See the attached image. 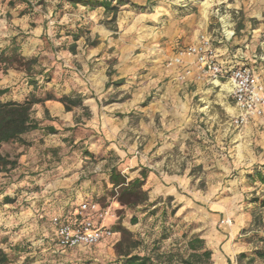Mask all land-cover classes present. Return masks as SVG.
<instances>
[{
	"label": "rangeland",
	"instance_id": "rangeland-1",
	"mask_svg": "<svg viewBox=\"0 0 264 264\" xmlns=\"http://www.w3.org/2000/svg\"><path fill=\"white\" fill-rule=\"evenodd\" d=\"M4 1L10 8H14L17 3L35 14H49L57 6L64 12H73L77 7L64 0ZM154 2L124 0L125 5L120 8L116 21L112 23L109 22L111 15L106 14L103 22L113 32L109 49L105 47L91 60H105L111 68L118 64L122 55L128 57V64L138 62L140 68L130 73L123 83H116L119 86L113 88L122 85L128 87L124 98L146 88V93L138 102L137 111L140 115H129V121L134 125L152 127L162 133L163 138L160 140L168 144L158 145L156 151H162L161 159H150L149 162L158 177H161L162 172L171 175L178 169L181 174L187 171L189 185L185 191H180L191 197L195 206L179 209L169 197H154V187L149 188L146 180L141 191L148 193V200L142 202L143 196L140 195L138 205L123 207L118 202L120 190L114 189L109 179L111 170L119 169V161L114 158L18 160L17 168L8 175H0V247L9 254L12 264H122L124 257L120 253L127 251H131L132 255L150 258L152 264H181V259L190 254L188 242L191 239L203 235L210 237L211 228L207 231L205 228L211 226V217L207 214L211 203L227 197L235 200L233 192L228 190L209 195L210 188L212 190L221 183L229 188L236 183V187L243 193L239 213L223 212L217 225L219 231L224 221L232 220L234 223L241 213L247 218L236 239V243L241 244L244 250L236 255L234 263L264 264V258L257 255V252L264 251V208L261 207V202L264 201V184L253 178L258 172L264 175V114L238 126L235 121L240 112L232 95L231 84L224 79L220 82L221 86L211 90L209 112L191 111L187 117L180 118L169 113L160 115L156 111L160 105V96L170 93L173 86L167 84L169 78L161 83L155 81L158 79L155 71L160 67L169 71L181 68L182 66H168L171 59L165 57L167 50L172 48L176 56L180 50L193 43L184 41L185 38L169 41L168 37H162L154 30V25L159 22L149 18L156 11H164L166 8L168 12L181 17L195 15L200 30L201 24L206 20V36L212 40L214 47L228 49L224 56L230 55L235 62L238 61L235 68H249L256 84L263 87V94L264 61L255 63L252 56L264 57V32L258 35L252 32L260 23L248 17L252 7L249 4L246 7L242 5V2L250 3V0H169L164 5ZM79 7L84 6L78 5ZM88 9L90 8L86 7L84 12H88ZM7 19L10 23L9 14ZM24 40L25 37L22 38ZM94 41L96 38L94 39L90 26H87L77 42L80 45L86 42L91 47ZM73 43L71 35L68 38L61 35L46 39L42 50L44 56L39 57V61L55 70L56 67L53 66H60L65 60L61 53L68 51ZM74 60V65H78L77 59ZM255 67H260V71ZM148 73H151V77L143 79ZM140 76L142 79L139 81ZM183 77L180 76L181 79ZM200 77L207 82L205 89H211V84H217L207 74L200 72ZM52 78L50 75L46 83H53ZM15 90L18 91V88ZM117 98L116 95L115 99ZM219 102L225 110L218 105ZM196 105H202V102L197 101ZM88 121L90 116L84 111L81 117L73 121L74 125L79 124L74 130L78 131V126L82 127L81 124H87ZM120 122L123 123V117ZM177 126L183 128L181 133L176 132ZM78 136L83 138L85 133L80 132ZM19 149L18 146L11 145L3 151L10 152L16 159L27 151V147L23 153ZM138 151H143V146H139ZM134 174L130 171L129 179ZM6 197L13 199V202L5 203ZM86 201H93L101 207L105 213L102 223L114 232V236L91 248L61 250L53 246L51 250H45L43 240L53 237L54 221L64 222ZM134 217L138 219L136 224L131 222ZM95 218L98 219V216L95 215ZM118 228L129 232L130 236L116 231ZM15 237L25 240L21 249H15L18 240V243L11 242ZM134 242L138 244L137 248H132ZM205 247L208 249L206 244ZM57 250L59 252L56 253ZM61 251L65 252L60 253ZM30 253L33 257L26 256ZM242 254L245 255L244 258H241ZM211 264H214L212 259Z\"/></svg>",
	"mask_w": 264,
	"mask_h": 264
},
{
	"label": "crops",
	"instance_id": "crops-1",
	"mask_svg": "<svg viewBox=\"0 0 264 264\" xmlns=\"http://www.w3.org/2000/svg\"><path fill=\"white\" fill-rule=\"evenodd\" d=\"M153 1L158 5H164L169 0H132V2L139 3H153ZM248 4L252 7L248 17L260 23L259 27L252 29V32L258 35L264 32V0L242 2L245 7ZM20 7L16 3L14 8H10L4 0H0V52L9 46L13 39H17L21 43L24 57L42 58L46 39L50 40L61 35L68 38V33H74L77 30L84 33L87 26H90L94 39L96 38L98 41V45L91 47H88L86 42L84 45L77 42L78 47L75 54L63 49L61 54L65 60L60 66L55 64L53 66L56 67L55 70L42 64L43 76L40 77L37 88L29 85L24 72L9 71L2 77L0 87L10 90L3 97L4 102L22 103L32 95L44 100L43 103L35 105L33 109L34 117L40 122V130L22 137L29 145L20 147L21 153L27 147V151L22 154L20 160H110V158H114L119 161V170L122 174L128 176L130 171L135 173L130 179L140 177L141 172L145 170L148 174L146 180L149 188L154 187V197H169L179 209H189L195 206L192 198L180 191L181 189L185 191L189 185L187 171L181 174L178 169L171 175L162 172L161 177H158L155 173L156 170L149 162L150 159H161L162 151H156L158 145L168 144L160 140L163 138L162 133L152 127L143 124L134 125L129 121V115H140V112L137 111L138 102L146 93V88H142L137 94L130 93L131 96L125 98L124 95L127 94L128 87L122 85L113 88V86H119L116 83H123L130 73H134L140 68L138 62L128 64V57L122 55L118 64L111 68L105 60L98 62L91 60L105 47L109 49L113 32L103 22L106 15L105 10L90 8L88 12H84L86 7L78 8L77 6L73 12H64L60 9L61 7L57 6L49 14H35L31 9ZM8 14L11 18L10 23L7 19ZM149 19L159 22L154 25V30L162 37H168L171 42L185 38L184 41H192L195 45L199 43L202 35L206 36L207 34L208 23L206 20L201 24L200 30L196 23V16L192 14L181 17L164 8V11L153 13ZM24 37L25 40L22 41ZM227 50L217 49L220 61L226 69L235 68L238 61L235 62L230 55L224 56ZM172 51V48L167 50L168 53L165 57L173 59L175 53ZM165 57H161V59ZM252 57H254L255 63L264 61V57ZM75 58L78 65H74ZM255 68L257 69V67ZM257 70L260 71V67ZM187 72L189 73L187 74ZM110 73H112L111 77ZM155 73H158V79L155 81L161 83L169 78L167 84L173 86L170 93H163L160 96V105L156 111L164 116L169 113L180 118L187 117L191 111L209 112L212 103L211 90L221 86V84H211V89H205L208 86L207 82L200 77L194 58L187 59L181 68L176 67L169 71L160 67ZM47 75L53 76V83L43 84V79ZM182 75L183 79L180 78ZM149 76L151 77V73H148L143 79H147ZM141 79L140 76L139 81ZM108 84L110 85L108 86ZM16 88L18 91L15 90ZM48 95H52L54 99H50ZM116 95L117 99H115ZM62 96L79 97L82 99V104L74 107L71 111H66L65 106L57 100ZM197 101H201L202 105H196ZM218 105L223 107L222 109H226L220 102ZM84 111L89 114L90 121L87 124H81L82 127L78 126V131H75L74 128L79 124L74 125L73 121L81 117ZM122 117L123 123L120 122ZM48 128H54L56 133L50 134ZM182 129L181 126H177L176 132L181 133ZM80 132L85 133L83 138L78 136ZM139 146H143V151H138ZM225 190L233 192L235 200H230L227 197L211 203L210 210L207 212L211 217L209 222L211 226L205 228L206 231L211 228L210 237H205V235L200 237L212 251L214 264H235L236 255L241 254L244 250L241 244L236 243V239L247 221L245 214L241 213L234 223L231 220L230 225L224 224L219 227V231L217 230L223 212L239 213L241 209L239 202L243 193L236 187V183L234 187L230 188L221 183L219 186L213 187L212 190L210 188L209 195ZM74 212L64 222H73ZM91 217L95 218L93 215ZM24 241V239L19 240L16 237L11 239V242L18 243L16 250L18 247L22 248ZM42 245L48 251L53 246L59 248L56 230L53 237L49 236L43 240ZM31 253L26 256L29 257L32 255Z\"/></svg>",
	"mask_w": 264,
	"mask_h": 264
},
{
	"label": "trees",
	"instance_id": "trees-1",
	"mask_svg": "<svg viewBox=\"0 0 264 264\" xmlns=\"http://www.w3.org/2000/svg\"><path fill=\"white\" fill-rule=\"evenodd\" d=\"M71 6H84L91 9L103 8L107 15H111L109 22H115L120 11V8L125 5L124 0H64ZM72 36L74 43L69 48L70 53L75 54L77 50V41L83 36L81 30L74 33H68ZM98 45V41H94L91 46ZM39 57L27 58L22 54L21 43L17 39H13L8 47L0 52V81L3 76L9 71H20L26 74V79L29 85L38 87L39 79L43 76ZM110 77L112 73L109 74ZM50 75L45 76L43 84L49 81ZM110 84H108L109 86ZM10 92L9 89L0 87V175H8L9 172L17 168L20 158H13L10 152L4 153V148L16 145L19 148L28 146L29 144L22 138L24 135L40 130V122L34 117V106L44 102L42 98L31 96L28 100L18 102H4L2 99ZM50 99L53 96L48 95ZM47 97V98H48ZM64 106L66 111H71L74 107L82 104V99L62 96L57 99ZM50 134L56 133L54 128H48ZM21 153V152H20ZM141 176L135 179H129L127 175L121 173L117 168L111 170L109 174L110 184L114 189H119L118 202L126 208H131L138 205L139 196L142 195V202L148 200V193L141 191L145 185L148 174L143 170ZM264 184V175L258 172L253 177ZM141 191V192H140ZM1 194V192H0ZM5 203H12L13 199L6 197ZM261 207L264 208V201L261 202ZM264 221V218H263ZM132 224L138 222L137 218H132ZM116 231L122 232L125 236H130V233L124 229L118 228ZM264 242V239H262ZM138 244L134 242L132 248H137ZM188 250L190 254L187 258L181 259V264H211L212 251L205 247V242L200 237H194L188 242ZM124 257L122 264H152L151 259L147 257H139L132 255L131 251L121 252ZM260 258H264V251L257 252ZM245 255L242 254L241 258ZM0 264H12L9 254L0 247Z\"/></svg>",
	"mask_w": 264,
	"mask_h": 264
},
{
	"label": "built area",
	"instance_id": "built-area-1",
	"mask_svg": "<svg viewBox=\"0 0 264 264\" xmlns=\"http://www.w3.org/2000/svg\"><path fill=\"white\" fill-rule=\"evenodd\" d=\"M189 58H194L201 73L211 77L213 83L229 80L232 95L236 101L239 115L235 123L245 125L250 119L264 114L263 87L255 82L252 71L247 67L224 68L212 40L202 35L198 44L182 49L170 60L168 66H183ZM189 72H187L188 74ZM104 212L93 202H83L74 212L73 222L54 221L57 243L61 250L85 249L99 245L114 236V232L102 222ZM98 216V219L92 218ZM223 224L230 225L231 220Z\"/></svg>",
	"mask_w": 264,
	"mask_h": 264
}]
</instances>
